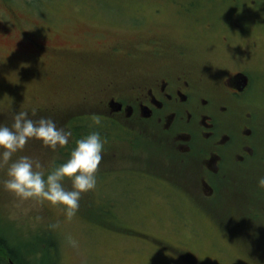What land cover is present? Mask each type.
<instances>
[{
  "label": "flooded vegetation",
  "instance_id": "af4514ba",
  "mask_svg": "<svg viewBox=\"0 0 264 264\" xmlns=\"http://www.w3.org/2000/svg\"><path fill=\"white\" fill-rule=\"evenodd\" d=\"M119 1L107 9L44 1L45 9L41 0H0V15L15 27V36L9 35L17 38L16 29L22 30L49 57L44 105L32 117L50 116L71 130L74 139L64 152L93 130L102 138H125L126 146L113 148L112 141L105 150L114 155L107 168L120 187L114 198L130 197L125 187L137 174L157 176L185 198L202 226L218 232L225 247L243 253V264H264V188L257 183L264 176V0H199L202 10L194 9V0L138 8ZM122 11V18L114 15ZM199 12L205 13L200 24L194 16ZM28 15L50 18L24 21ZM164 16L176 22L163 23ZM79 19L87 26H78ZM190 39L202 48L209 40L207 53L218 62L209 58L199 71L187 60ZM96 40L102 48L91 54L69 44ZM147 138L146 155H155L149 162L136 154ZM130 152L136 160L124 162Z\"/></svg>",
  "mask_w": 264,
  "mask_h": 264
},
{
  "label": "rangeland",
  "instance_id": "374dc122",
  "mask_svg": "<svg viewBox=\"0 0 264 264\" xmlns=\"http://www.w3.org/2000/svg\"><path fill=\"white\" fill-rule=\"evenodd\" d=\"M28 1L34 4V0ZM35 1L40 2V0ZM44 1L52 5L60 0L56 2L41 0L40 5L46 9L47 5ZM72 2L90 3L95 8L107 9L112 0H72ZM156 2L157 0H120L119 5L130 4L128 7L138 8L145 4L155 3L156 6ZM162 2L170 1L162 0ZM94 6L84 8L91 9ZM203 6L204 4L199 0H194L195 10H202ZM123 12L114 15L122 18ZM204 15L205 13L200 12L194 14L195 20ZM28 16L29 20L24 21L38 22L41 20L39 18H43L42 20L50 18L44 17L45 15ZM172 19L164 16L160 21L170 24L176 22L175 18ZM0 23H2L0 24V122L8 124L12 121L15 111H29L44 105L43 91L47 83V70H50L51 66L46 61L49 57L39 52L33 43L27 42L21 36V33H24L22 30L19 29L20 31L17 32L16 29L17 38L9 35L15 36V27L5 15H0ZM87 23L85 19H79L76 22L81 27H86ZM198 23H202L201 20ZM153 26H156V30L160 28L159 22H154ZM36 40L42 44L44 42V39L40 37ZM190 41L194 46L191 47L187 60L199 71L203 70L209 58L212 62H218L219 57L212 59L207 53L209 40H202L203 48L196 46L195 40L190 39ZM69 44L74 45L76 49L78 48L76 45H80L78 50L87 54L96 50L99 52L103 45V43H97V40L84 41V43L75 41ZM62 45L67 44L62 43ZM225 51L220 49L218 53L222 54ZM213 65L217 64L208 63L207 67L212 68ZM95 78L97 82H103L100 76ZM73 139L71 136L69 142ZM102 139L104 149L97 171L99 175L96 174L98 175L96 187L83 193L85 197L80 198L79 208L71 218H65L61 206L52 205L47 201L28 200L18 205L16 199L0 186V261L2 264H9L8 256L1 250L5 245L15 254L12 256L15 257L17 264H190V261L196 264L197 260L205 261V264L219 262L243 264V253L231 245L225 247L218 232H215L210 225L202 226L199 219L188 211L185 198L173 188L170 189L157 176L137 174L132 179L134 184L125 187V192L130 197L114 198L113 196L120 195V187L107 175V168L110 167L109 160L114 155L110 150H105L112 141L113 148L124 147L128 141L123 137L115 140ZM148 140V138L145 139L143 146L136 151L138 155L145 154L146 162L155 156L146 155L148 154L146 148L150 143ZM43 148L41 141L32 139L15 156L32 155L45 165L46 170L68 158L61 153L59 146L56 149ZM131 152L126 159H123L124 162L136 160L131 157L133 156ZM102 164L105 166L102 167ZM6 167V165L0 167V179L5 177ZM154 168L163 169L159 165ZM120 178L128 179L127 175ZM64 184L68 188L71 187V181L67 178ZM101 209L108 212V218L107 215L100 217ZM44 240L50 244L48 245L50 254L47 259H45L46 244L44 242L46 241ZM177 251L190 255L180 256ZM187 258L191 260L188 261Z\"/></svg>",
  "mask_w": 264,
  "mask_h": 264
},
{
  "label": "clouds",
  "instance_id": "9594fccd",
  "mask_svg": "<svg viewBox=\"0 0 264 264\" xmlns=\"http://www.w3.org/2000/svg\"><path fill=\"white\" fill-rule=\"evenodd\" d=\"M95 122L99 124L100 120L96 118ZM71 136V130L58 127L52 117L33 119L26 110L15 111L11 125L0 122V167L7 166L0 186L18 205L28 200L47 201L61 206L65 218H71L79 208L82 194L95 189L104 149V140L98 130L76 139L68 158L47 170L32 155L15 156L32 139L56 149L69 144ZM66 178L71 181L70 188L64 184ZM257 183L264 188V176L259 177Z\"/></svg>",
  "mask_w": 264,
  "mask_h": 264
},
{
  "label": "trees",
  "instance_id": "16d2710c",
  "mask_svg": "<svg viewBox=\"0 0 264 264\" xmlns=\"http://www.w3.org/2000/svg\"><path fill=\"white\" fill-rule=\"evenodd\" d=\"M12 123V121L10 122V123H8V124H11ZM70 153V152H69ZM69 153H67V155H69ZM101 216L100 217H103L104 215H107V218H108V215L109 214H107L108 212L107 211H104L103 209H101ZM106 218V219H107ZM44 241H46V240H44ZM44 244H46L45 246H44V249H45V259H47V257H48V255L50 254V251H49V249L48 248H50L48 245H50V244H47V241L46 242H44ZM2 251H4L5 252V255H7L8 256V263L10 264L11 263V261H13L15 264H17V262L15 261V257H13L12 255H14L15 256V254L13 253V251L10 249V248H8L6 245L4 246V248L3 249H1ZM2 261H0V264H2L1 263ZM43 264H45V263H43Z\"/></svg>",
  "mask_w": 264,
  "mask_h": 264
}]
</instances>
